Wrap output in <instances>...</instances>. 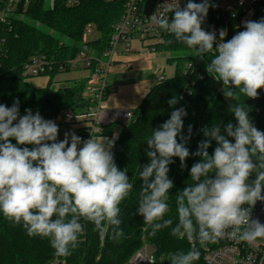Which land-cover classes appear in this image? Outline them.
Returning <instances> with one entry per match:
<instances>
[{
  "label": "clouds",
  "instance_id": "clouds-1",
  "mask_svg": "<svg viewBox=\"0 0 264 264\" xmlns=\"http://www.w3.org/2000/svg\"><path fill=\"white\" fill-rule=\"evenodd\" d=\"M210 6V0H188L181 9L179 0H168L152 23L195 56L212 53L207 72L222 82L226 98L237 101V90L256 98L257 89H264V18L246 22L244 31L225 42L226 30L217 37L201 27ZM229 111L235 124L201 130L204 139L192 153L199 160L189 170L191 182L176 195L175 221L166 218L174 187L168 166L175 157L183 169L190 155L186 144L191 126L188 136L181 134L185 109L172 111L146 140L149 163L139 171L142 191L136 212L148 225V237L170 229L171 235L202 246L226 236L248 243L264 239V224L250 217L255 203L264 201V132L253 125L244 103L236 102ZM58 131V125L39 112L25 109L21 116L19 101L11 107L0 104V215L22 226L29 237L48 239L57 256L72 254L86 223L101 237L119 243L125 235L121 203L134 184L115 164L113 141L102 135L82 141L74 133L57 141ZM213 141L216 147L209 154ZM199 259L193 247L175 253L170 264H195Z\"/></svg>",
  "mask_w": 264,
  "mask_h": 264
},
{
  "label": "trees",
  "instance_id": "trees-1",
  "mask_svg": "<svg viewBox=\"0 0 264 264\" xmlns=\"http://www.w3.org/2000/svg\"><path fill=\"white\" fill-rule=\"evenodd\" d=\"M125 1L79 0L77 5L70 7L64 0H51L50 3L46 0H28L27 3L21 0L14 12L23 13L27 20L11 16L7 22H0V104L11 107L13 101H19L21 116L25 114V109H30L33 114L39 112L46 120H51L61 109L81 108L80 91L84 79H75L72 84H64L53 90H50L52 80H48L46 87L35 88L22 76V65L29 56L38 53H47L57 60L73 57L81 47V36L87 24L95 26L100 33V38L92 46L101 50L107 44L111 27L121 15ZM197 1L201 2L194 0ZM210 5H214V0H210ZM2 7L3 1L0 0V10ZM216 11L215 5L209 7L201 25L205 31H214L221 24L215 17ZM261 18H264V0H257L254 14L248 22ZM235 22H238L237 19L231 23ZM244 30L243 26L238 32ZM156 50L174 53L166 60L176 61L175 74L158 81L146 93L136 106L133 117L120 125L118 140L113 146L116 166L126 170L130 182L134 184L129 196L121 203L124 237L119 243L114 242L107 235L101 237L93 224L86 223L78 246L70 256L62 257L55 254L48 239L29 237L22 226L14 225L0 215V264H130V258L144 244L153 250V264H170V258L175 253L191 250V243L186 238L171 235L170 229H163L155 237H148V225L136 212L142 191L139 171L149 163L145 152L146 140L153 130L159 129L170 118L172 111L181 107L185 109L187 115L181 134L188 136L191 126V136L186 144L190 155L183 169L175 157L168 166V176L174 187L169 192L170 211L166 218L175 221L176 195L191 182L189 170L199 160L192 153L204 139L201 130L212 124L221 129L229 122L235 124L234 114L229 109L238 102L245 104L253 125L264 132V89H257L256 98H246L237 90V101H234L223 95L222 82L207 72V64L213 55L195 64L192 50L169 34H165L163 43L156 45ZM188 63H192L191 67L184 73ZM55 75L56 72H53L51 77ZM173 98L177 102L170 105L168 101ZM114 125L108 126L105 133H111ZM215 147L213 141L208 149L209 154ZM194 247L200 252V259L195 264H204L198 241H195Z\"/></svg>",
  "mask_w": 264,
  "mask_h": 264
},
{
  "label": "built area",
  "instance_id": "built-area-1",
  "mask_svg": "<svg viewBox=\"0 0 264 264\" xmlns=\"http://www.w3.org/2000/svg\"><path fill=\"white\" fill-rule=\"evenodd\" d=\"M3 7L0 10V22H7V19L14 16L17 4L21 0H1ZM67 6H75L79 0H64ZM147 0H126L123 10L117 21L111 27V33L107 44L101 50L92 46L95 30L92 24L84 27L81 36V47L77 53L65 60L54 59L47 53H38L28 57L23 63L21 74L29 79L35 76H47L48 80L55 83L56 75L73 70L82 69L85 71V83L80 91L83 106L77 109H61L51 120L58 126L70 125L71 132L79 136L82 141L92 137L104 136L113 141V146L118 140L119 130L112 128L111 133H105L111 124L118 125L117 121L128 122L133 117L132 111L127 110H108L101 111V104L106 99L108 92L112 90L107 83V76L115 66L128 67L126 61L119 59L121 55L127 54L132 50L133 44H138V52H150L156 50V45L163 43L165 33L158 30L152 23V17L158 16L168 5V0H155L148 14L144 13L145 2ZM257 0H214L216 19L221 24L215 28L217 37L221 29L226 30L225 42L230 40L239 29L254 14V5ZM28 0H25L27 3ZM188 0H179V6L183 9ZM196 3H199L197 1ZM170 15V14H169ZM238 22L231 23L233 20ZM89 35L91 36L89 38ZM216 44L214 43V47ZM195 64L200 63L208 55L195 56ZM119 64V65H116ZM188 63L184 69L191 67ZM56 72L54 77L51 74ZM51 78V79H50ZM156 81L166 78L159 76ZM79 80V79H76ZM121 125V124H119ZM65 134L58 135L57 141L63 140ZM245 207H248L245 205ZM252 210V209H251ZM251 214V212H250ZM191 243V250L195 241ZM199 243V242H198ZM200 245V244H199ZM202 248V261L204 264H264V239H258L253 243L238 241L235 238L226 236L215 244L200 245ZM152 255L137 251L130 259V264H153Z\"/></svg>",
  "mask_w": 264,
  "mask_h": 264
},
{
  "label": "rangeland",
  "instance_id": "rangeland-1",
  "mask_svg": "<svg viewBox=\"0 0 264 264\" xmlns=\"http://www.w3.org/2000/svg\"><path fill=\"white\" fill-rule=\"evenodd\" d=\"M46 1L48 3L51 2V0ZM14 17L24 21L27 20L23 13H17ZM91 28L95 30L93 40H98L100 38V33L95 26H91ZM90 37L89 35V38ZM138 47V44L134 43L129 53L119 57L122 61L128 62V67L115 66V70H112L107 76V83L112 90L108 92L106 99L101 104V111L127 110L134 112L136 106L142 102L146 93L157 83L156 77L162 76L164 78H169L175 74L176 61L167 62L166 60L174 56V53L166 50L138 52ZM84 75L85 71L82 69L73 68V70L62 72L56 75L55 83L51 84L50 90L63 86L64 84H72L74 82L73 80L81 79ZM27 81L35 88H42L47 86L48 77L35 76L27 79ZM115 126L117 125H114L113 128ZM58 129V135H62L70 133L72 126H58ZM140 250L150 255L153 252L147 244H144Z\"/></svg>",
  "mask_w": 264,
  "mask_h": 264
},
{
  "label": "water",
  "instance_id": "water-1",
  "mask_svg": "<svg viewBox=\"0 0 264 264\" xmlns=\"http://www.w3.org/2000/svg\"><path fill=\"white\" fill-rule=\"evenodd\" d=\"M154 1L155 0H147L145 2V7H144L145 14L149 13ZM114 151H115V147L112 148L111 152ZM262 194H264V192H262ZM250 217L251 219L258 220L261 224H264V201H257L255 203V205L252 207Z\"/></svg>",
  "mask_w": 264,
  "mask_h": 264
},
{
  "label": "crops",
  "instance_id": "crops-1",
  "mask_svg": "<svg viewBox=\"0 0 264 264\" xmlns=\"http://www.w3.org/2000/svg\"><path fill=\"white\" fill-rule=\"evenodd\" d=\"M117 123H118V125L114 127V130H117L118 128H120V127H119V126H120L119 124H122L123 122H122V121H117ZM118 130H119V129H118Z\"/></svg>",
  "mask_w": 264,
  "mask_h": 264
}]
</instances>
